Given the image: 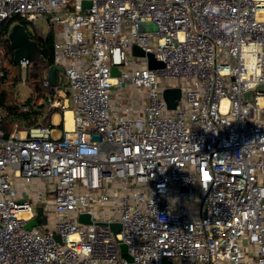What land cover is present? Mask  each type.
I'll list each match as a JSON object with an SVG mask.
<instances>
[{
	"label": "built area",
	"instance_id": "built-area-1",
	"mask_svg": "<svg viewBox=\"0 0 264 264\" xmlns=\"http://www.w3.org/2000/svg\"><path fill=\"white\" fill-rule=\"evenodd\" d=\"M82 2L0 0V77L16 15L48 18L63 68L44 75L52 124L0 127V264H264V0Z\"/></svg>",
	"mask_w": 264,
	"mask_h": 264
},
{
	"label": "trees",
	"instance_id": "trees-1",
	"mask_svg": "<svg viewBox=\"0 0 264 264\" xmlns=\"http://www.w3.org/2000/svg\"><path fill=\"white\" fill-rule=\"evenodd\" d=\"M14 22H20L25 24L27 28L28 22L16 15L4 24V30L8 31L10 25ZM28 30V29H27ZM30 36L34 39L41 50V58L32 60L33 71H31L26 79V83L31 88L30 95L24 102H17L16 95L14 93V86L12 89L5 87V84L9 80V71L4 62L7 61L13 68L19 71L20 63L14 60V49L10 44L9 39L2 40L1 47V59L4 69L3 76L0 77V127L4 130L5 135L8 136L14 129V124L17 123L19 128L25 129L40 124L50 125L52 124V117L55 110L49 109L45 103V96L47 92L52 90V86H45L44 75L45 72L54 62V41L55 36L52 30L46 35H41L37 32H30ZM20 74V73H19ZM44 99V101H43ZM62 126V123L60 124Z\"/></svg>",
	"mask_w": 264,
	"mask_h": 264
},
{
	"label": "water",
	"instance_id": "water-1",
	"mask_svg": "<svg viewBox=\"0 0 264 264\" xmlns=\"http://www.w3.org/2000/svg\"><path fill=\"white\" fill-rule=\"evenodd\" d=\"M91 5V0H83L82 2V6L83 8H87ZM9 41L11 46L14 49V60L16 62H20L23 59H29V60H34L31 59L29 56V49H28V45L31 42L32 38L30 36V33L28 32L25 24L20 23V22H16L11 26V30L9 32ZM34 42H36L34 40ZM37 43V42H36ZM41 52V50H40ZM133 54L137 55V56H141V57H146L147 59V66L150 69H157V68H161L164 66V62L161 60H158L155 56V54L153 52H147L144 49H142L140 46L135 45L133 47ZM40 59H42L40 57ZM62 67L57 65V64H52L49 69H48V79L50 81L51 84H55L56 83V72L57 71H62ZM112 74L117 76L120 74V70L119 67L117 65L112 67ZM247 94H251V91L248 92ZM182 96V90L180 87H168L166 89H164L163 91V97L166 101L167 107L169 109H175L179 103V100ZM104 148V146L102 147V149ZM54 186H50V189H53ZM79 220L81 222H86V223H90L92 222V217L89 213H81L79 215ZM46 224L47 223V217L44 214V209L42 206H38L37 207V214L36 216L27 221L25 223V227L27 229H31L33 226H37L39 224ZM99 224H105V222H97ZM112 229L114 230L115 233L119 232L121 229V224L120 223H112L110 224ZM57 239H59V236H56ZM120 247L121 249L124 251L123 255L128 259V260H132V257L130 255H128L127 253H125V251L127 250V245L124 242L120 243Z\"/></svg>",
	"mask_w": 264,
	"mask_h": 264
},
{
	"label": "rangeland",
	"instance_id": "rangeland-1",
	"mask_svg": "<svg viewBox=\"0 0 264 264\" xmlns=\"http://www.w3.org/2000/svg\"><path fill=\"white\" fill-rule=\"evenodd\" d=\"M70 8H74L73 6L70 5ZM27 29L28 31L34 33H40L41 35H46L50 30H52L51 24L46 16L40 17L35 23L30 22L27 24ZM29 49V56L31 59H38L41 57V52H40V47L36 42H34V39L31 40V42L28 45ZM3 64V63H2ZM8 68L9 71V80L5 84V87L8 88L9 90L12 89L11 86H14L15 83L17 82L16 85L13 87L14 88V93L16 95V101L17 102H24L26 98L30 95L31 93V88L29 84L26 83V79L28 74L33 71V67H20L19 71L15 68L12 67L9 63L4 62V66ZM20 73V74H19ZM60 76V73L58 74ZM25 78V79H24ZM166 81V80H165ZM168 83L171 82L170 80L167 81ZM44 101V99H43ZM66 115V114H65ZM61 129V127H59ZM54 213L51 212L49 215V221H52L54 218ZM43 228V224L40 225Z\"/></svg>",
	"mask_w": 264,
	"mask_h": 264
},
{
	"label": "crops",
	"instance_id": "crops-1",
	"mask_svg": "<svg viewBox=\"0 0 264 264\" xmlns=\"http://www.w3.org/2000/svg\"><path fill=\"white\" fill-rule=\"evenodd\" d=\"M60 73L61 76V71L56 72V80L60 78L58 74ZM113 98H122L124 101L127 103L132 104L135 107H141L147 102L146 98V92L143 90H137L134 87L122 89L120 87H115L114 88V95ZM55 120L60 119V115H55ZM45 185V182H40L39 188H42Z\"/></svg>",
	"mask_w": 264,
	"mask_h": 264
},
{
	"label": "bare ground",
	"instance_id": "bare-ground-1",
	"mask_svg": "<svg viewBox=\"0 0 264 264\" xmlns=\"http://www.w3.org/2000/svg\"><path fill=\"white\" fill-rule=\"evenodd\" d=\"M72 124H73L72 112H71V110H67L66 111V126H67V128H71Z\"/></svg>",
	"mask_w": 264,
	"mask_h": 264
}]
</instances>
